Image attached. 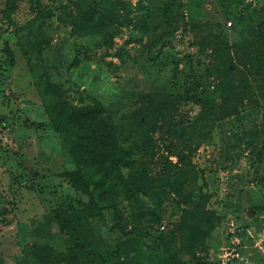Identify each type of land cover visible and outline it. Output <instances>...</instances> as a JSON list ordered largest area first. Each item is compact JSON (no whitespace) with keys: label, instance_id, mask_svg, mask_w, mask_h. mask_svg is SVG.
I'll use <instances>...</instances> for the list:
<instances>
[{"label":"rangeland","instance_id":"374dc122","mask_svg":"<svg viewBox=\"0 0 264 264\" xmlns=\"http://www.w3.org/2000/svg\"><path fill=\"white\" fill-rule=\"evenodd\" d=\"M129 1L131 5L136 2ZM173 1L185 24L178 19L173 32L152 46L148 38L143 44L145 37L137 36L132 24L120 25L107 21L106 16L100 20L107 28L98 25L94 33H74L69 17L76 10L64 7L65 0H39L41 18H34L29 0H16L12 22L0 18V68L4 67L0 72L1 264H16L17 259L30 264L21 252L25 243L46 241L63 249L54 222L44 223L43 214L65 195L86 197L62 175L72 160L32 84L28 61L33 68L46 70L72 102H78L79 94L104 103L120 98L122 109L137 104L132 103L136 92L185 89L193 73L201 81L223 84L209 133L190 154L196 183L203 182L209 193L207 206L220 215L207 238L206 255L216 264H264V208H254L264 204V64L244 79L247 52L252 48L242 46L250 37L248 27L264 18V0ZM28 20L43 40L40 48L27 41L33 39L26 38L27 28L19 27ZM4 40L13 54L7 68L2 63ZM206 41L209 45L204 51ZM118 50L121 59L115 54ZM261 52L263 59L264 45ZM230 57L235 65L223 74ZM129 92L130 97L125 95ZM198 108L192 101H182L177 112L192 118ZM169 121H160L152 135L154 163L165 152V144L177 142L167 135ZM172 197L163 204L160 228L168 227L178 213L177 196ZM97 222L106 230L112 223L110 211L104 209ZM113 236L110 232L107 238ZM182 257L185 264H191Z\"/></svg>","mask_w":264,"mask_h":264},{"label":"trees","instance_id":"16d2710c","mask_svg":"<svg viewBox=\"0 0 264 264\" xmlns=\"http://www.w3.org/2000/svg\"><path fill=\"white\" fill-rule=\"evenodd\" d=\"M29 2L35 10L34 18H41L39 0ZM63 6H73L76 10L69 17L74 33H94L98 25L104 24L100 19L106 16L107 21L132 24L137 36L148 38L149 46L169 36L178 19L185 24L183 16L178 17L173 0H136L133 5L129 0H65ZM15 7L16 0H3L0 18L10 24ZM19 27H26V38H33L27 41L40 48L43 40L31 30V21ZM39 28L40 25L36 30ZM247 31L250 37L242 46L251 47L252 51L247 52L249 63L244 79L251 70L258 71L264 64V58L260 57L264 18L258 19ZM257 39L259 42L255 44ZM206 42L204 51L209 45ZM2 50V63L7 68L13 62V54L5 40ZM115 54L122 58L121 51ZM185 58L190 59L187 54ZM233 60L230 57L224 63L223 74L232 71ZM32 66L28 61L32 84L72 160V166L62 171V175L73 189L86 197L65 195L43 214L44 223L54 222L63 249H55L46 241L25 243L21 252L30 264H185L182 256L191 264H216L206 255L207 238L220 215L207 206L209 193L203 182L196 183L190 154L209 133L215 120L214 105L222 96L224 85L201 81V76L193 73L194 78L185 89L136 92L132 103L137 104L122 109L120 98L104 103L79 94L78 102L74 103L67 98L65 88L50 80L46 70ZM131 93L125 95L130 97ZM182 101L199 105L192 118L177 112ZM168 119L167 135L177 142L165 144V152L154 163L152 135L160 121ZM256 153L261 155L260 151ZM170 155L176 159L172 160ZM175 195L178 213L168 227L160 228L163 204ZM254 208L261 210L264 204ZM104 209L110 211L112 219L106 230L97 225ZM110 232H114L112 239L107 238ZM16 264H20L19 259Z\"/></svg>","mask_w":264,"mask_h":264}]
</instances>
